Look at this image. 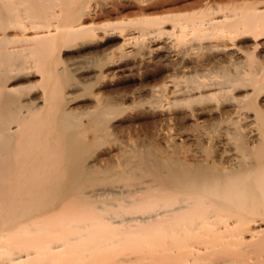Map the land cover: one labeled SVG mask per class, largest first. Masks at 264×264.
<instances>
[{"label": "bare ground", "instance_id": "6f19581e", "mask_svg": "<svg viewBox=\"0 0 264 264\" xmlns=\"http://www.w3.org/2000/svg\"><path fill=\"white\" fill-rule=\"evenodd\" d=\"M0 264H264V0H0Z\"/></svg>", "mask_w": 264, "mask_h": 264}]
</instances>
